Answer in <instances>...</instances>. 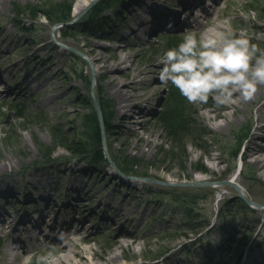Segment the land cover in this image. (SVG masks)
Segmentation results:
<instances>
[{
	"label": "rangeland",
	"instance_id": "obj_1",
	"mask_svg": "<svg viewBox=\"0 0 264 264\" xmlns=\"http://www.w3.org/2000/svg\"><path fill=\"white\" fill-rule=\"evenodd\" d=\"M79 1L6 0L0 5V76L4 80L0 82V164L9 161L14 164V168L0 173V181H7L10 193H14L0 199V211L8 213L0 215V219L11 222L15 219L17 223L27 219L37 206L33 198L44 195L50 209L59 210L72 201L71 212L65 217L58 214V219H65L64 226L75 233L80 231L76 237L82 240L83 248H92L89 255H95L94 251H112L119 256L114 264H246L248 259L252 260L248 264H264V214L259 216L261 211L246 208L232 186L221 184L239 172L249 198L264 206V176L244 155L259 119L256 112L259 104L249 112L244 107L238 108L235 118L231 117L226 125L222 119L210 120L203 116L211 106V95L206 103L189 102L185 97L196 133L185 152L172 150V142L159 117L173 85L160 81L159 57L169 48L170 39L182 40L187 28L172 33L161 27L153 32L154 16L142 5L138 6L136 0H106L114 9L97 19L92 14L103 9L105 3L90 0L74 17L73 8ZM50 2L52 10L71 5V37H62L60 27L52 26L44 17L33 18L39 9L48 10ZM170 3L177 5L176 0ZM217 3L218 6L208 7L206 12L201 8L196 11L192 6V20L196 19L195 15H202L198 19L201 24L195 30L210 26L207 15L214 12L212 19L217 14L221 20L227 18L237 33L243 30L245 34L247 29H253L247 23L248 16L264 20V0H218ZM165 5L159 4L160 12H167ZM16 11L25 14L18 16ZM139 14L147 21L143 28ZM243 25L246 26L239 27ZM3 28L8 31L3 32ZM118 34L124 35L127 41L121 42ZM262 34L260 41L250 40L264 51ZM56 41L66 43L83 57L73 58L71 54L75 53L62 49ZM94 54L104 57L114 68L102 69L106 62H96ZM121 55L128 56L127 63L121 61ZM5 61H8L6 65ZM16 63L20 64L19 68L7 70ZM153 66H157V72L151 80H138L135 90L130 92L137 95L132 102L146 113L136 109L133 121L123 120L116 114L119 97L110 80L113 77L125 80L138 74L142 79ZM20 73L31 74L35 85L44 84L53 100L49 102L46 94L27 88L22 79L15 77ZM153 85L157 89L150 92ZM101 90L113 107L111 132L104 123L102 137L107 161L95 163L88 154L77 155L63 147L54 151L50 161L45 160L41 152L50 145V127L58 124L69 141L78 142L82 117L95 109L94 100L99 102ZM149 97L152 98L149 100ZM263 102L264 97L260 104ZM34 115H40V119ZM218 123L224 127L218 128ZM247 127H251L250 135L235 159L232 155L238 145L235 134ZM36 140L41 146L37 147ZM262 146L264 132L258 134L253 144L258 149ZM126 156L139 163L133 172L140 176H127L109 163L112 158L122 162ZM198 168L205 172L197 171ZM196 176L201 179L196 187L166 185L194 182ZM179 194L191 195L194 203L175 204L173 209ZM94 195L104 199L106 207L96 200L88 202ZM121 208L131 212L128 222L119 216ZM201 223L207 226L203 228ZM19 228L12 231L9 224L5 226L0 237V264H35L37 257L47 252L53 253L52 264H55L66 243L62 240L63 233L53 229V235L45 238L49 228L42 224V233L35 230L32 239L30 236L18 244L28 245L29 249H16L13 255L11 242L22 235ZM33 238H37V244L32 246Z\"/></svg>",
	"mask_w": 264,
	"mask_h": 264
},
{
	"label": "bare ground",
	"instance_id": "obj_2",
	"mask_svg": "<svg viewBox=\"0 0 264 264\" xmlns=\"http://www.w3.org/2000/svg\"><path fill=\"white\" fill-rule=\"evenodd\" d=\"M89 1L90 0H81L74 6L73 8L74 17L78 15L82 7L85 4H87ZM176 1H177V5L170 3L171 0H136V3L138 6L142 5L143 9L149 11L150 14L154 16L155 18V25L153 27V32H154L157 30V28H161V27L168 28L169 30H178L184 18L187 21H190V19L192 18V15L190 14V10H191L190 7L193 6V4H197L199 7L204 4L203 0H192V1L191 0H176ZM4 2H6V0H0V5L4 4ZM164 3L167 4L164 7L167 8L168 10L167 12H162V11L160 12V10L158 9V6L159 4H164ZM201 9L204 12H206L205 6H202ZM181 12H183V16H184L183 19L177 16ZM214 14L215 12L211 15H208L207 25L211 26L218 21H222L221 19H219L218 14H217V18L215 16L212 19ZM138 16L141 19L140 26L141 28H143L147 24V21L144 18H142L140 14ZM247 23L251 24L253 26V29H247L245 32V35L249 37L250 39H252L253 41H260L263 36L262 33H264V20H261L259 17L253 18V17L248 16ZM244 26L246 25L239 26V27H244ZM2 31L3 32L8 31V28H3ZM133 34L136 36V29L134 28H133ZM118 35H119V40H122L121 42H125L124 40L127 41V38L124 37V35L123 36L121 34H118ZM63 44L69 47V45H67L66 43H63ZM46 47H47L46 45L41 47V50ZM61 48L64 50L68 49L63 46H61ZM94 55H95L94 58L96 62H106V64L103 65L102 69L111 71L114 68V66L108 63V60H105V58L102 57L101 55H97V54H94ZM8 59L11 60L12 55L11 57H8ZM120 59L123 63H127L128 56L121 55ZM8 61L3 62V64L6 65ZM19 67H20V64L16 63L14 65H9L7 67V70L12 71L13 69H16ZM156 67L155 66H153V68L150 67L148 71L143 74L145 76L142 79L139 78L140 74L138 75L135 74L136 76H132L129 79H125V80H118V78H114V77L110 80V83L112 84V89L115 90L116 95L119 97L118 110L116 114H119L123 120L133 121L134 120L133 113L137 112L136 109H139V113L141 114L146 113L145 109L143 108L140 109V107H138V105H136L135 102H132L137 95L131 94L130 92L135 90L136 88L135 84H137L138 80L140 81L151 80L153 73L157 72ZM129 68L130 67H128V69ZM15 77H19L20 79H22V82L27 84V88L33 89V90H39L42 93L46 94L48 97L47 101L51 102L53 100V98L49 96V90L44 84H37V85L34 84L35 80L32 79L31 74L20 73V74H16ZM1 81H4L2 79V76H0V82ZM155 89H157V87H155L154 85L151 86L150 92L154 91ZM263 97H264V84H260L258 85L255 94L252 96V98L248 100H244L242 96L240 95L239 91L234 92L232 99L225 104H217L214 101V99L211 98V101H210L211 106L209 107V110L207 112L203 113V116L209 118L210 120L222 119L223 122L226 123V125H229L230 123L229 119L231 117L235 118L236 114L238 113L237 111L238 108L244 107L242 109H246L249 112L252 106L259 104V106L256 109L257 115H259V119H258V122L256 123L255 132H253L250 136V140L247 144V150L244 153V155L251 160L253 167L257 171H261V173L264 176V146H262L259 149L253 147L254 140L257 138L258 134L264 132V118L262 117V114L264 111V102L260 104ZM151 98L152 97H149V100ZM217 127L223 128L224 126L223 124L218 123ZM12 168H14V164L12 161H9L7 163H2L0 164V173L3 171H6L7 169L9 170ZM75 168H77V166ZM193 180L194 182H198L201 179L199 176H196L193 178ZM228 181H232L238 184L240 188V192L246 198L251 199L252 205H255L256 207L258 204H260L254 198H249V196L247 195L246 189L243 186L242 182L240 181L239 172H236L233 175H231ZM30 183L31 184L34 183L32 179L30 180ZM74 188L75 186L72 187V190H74ZM10 189L11 188L7 186V181H0V199L6 198L7 193H10L11 191ZM10 194L14 195V193H10ZM95 200L99 201V203H101L102 205H105L106 207L107 202L104 199L98 197L97 195L91 196L88 199V202H94ZM35 201L39 203L40 206H37L33 210V212L30 214L31 217L27 218V220H22L20 223H17L16 222L17 220L15 219H13L11 222L10 220L4 221V218L3 220L1 218L0 237H2V234L5 231V226H7V224H9V228L12 229L13 231L14 229L16 230L17 227L19 226L21 227L22 224L27 225L28 222L34 221L35 220L34 216H38L40 219L43 220V224L51 228V231H53V229L61 230V232L63 233L62 240L66 241L65 246L61 250L62 253L57 257L55 264H114L118 262L120 257L117 256L112 251L107 252V253H96L94 251L95 255H89L90 254L89 251H91L92 248H83L80 243V241L82 240L76 237V234H79L80 231H76L78 233H75V231L72 228L63 226V224H60L58 222V214H66L69 211H71V207H70L72 205L71 202H68L69 205H67V207H63L59 210H56V208L50 209L48 205H46L47 204L46 196L44 195H42V197H40L37 200L35 199ZM246 208H249V207H246ZM85 211H83L82 214H85ZM259 211H261L259 216H262L264 214V210H259ZM0 215L2 217L4 215H8V213L5 211V212L0 213ZM119 216H122V218L128 222L131 217V212L124 211V209L121 208V213ZM5 219H8V217L7 218L5 217ZM39 227H40L39 225H35L33 227H23L22 230L19 228V232H22L23 235L30 237L33 233L34 228L38 229ZM62 240L60 239L59 241H62ZM19 243L22 244L23 240L19 239L18 237H16L13 240V242H11V252L13 255H14L13 253L14 250L22 248L21 245H18ZM25 250H28V248H25ZM250 262H252V260L248 259L246 264Z\"/></svg>",
	"mask_w": 264,
	"mask_h": 264
},
{
	"label": "clouds",
	"instance_id": "obj_3",
	"mask_svg": "<svg viewBox=\"0 0 264 264\" xmlns=\"http://www.w3.org/2000/svg\"><path fill=\"white\" fill-rule=\"evenodd\" d=\"M182 36L160 55L159 79L174 85L189 102L206 103L211 95L217 104H225L236 91L248 100L264 84V51L243 30L237 33L227 18ZM53 260L52 252L37 257L38 264Z\"/></svg>",
	"mask_w": 264,
	"mask_h": 264
},
{
	"label": "trees",
	"instance_id": "obj_4",
	"mask_svg": "<svg viewBox=\"0 0 264 264\" xmlns=\"http://www.w3.org/2000/svg\"><path fill=\"white\" fill-rule=\"evenodd\" d=\"M50 2L49 4H51ZM102 3H105V6L101 10H95L92 14V16L97 19L102 15L104 12L111 11L114 9V5L110 6V2L103 0ZM99 5V4H98ZM46 6V5H44ZM52 4L48 6V10H38V13H35L33 18L36 17H44L50 23L52 26L56 25H62L60 32L61 36L64 38L71 37L70 34H72V30L70 26H66V23H69L73 20L71 13V5L62 7L60 9L52 10ZM39 8V6H38ZM37 12V11H36ZM18 16L22 15L25 12L23 11H16L15 12ZM94 19V20H95ZM92 20V21H94ZM180 40L176 38H172L168 42V47H174L176 46ZM162 53V52H161ZM73 58H76L78 56L71 54ZM101 96L99 100V105L101 106L102 113H103V118L105 122V126H107L108 132L110 131V125L109 122L111 121V117L113 116V107L110 103V100H108V97L105 96L104 91H99ZM36 119H40V115H34L33 116ZM160 123L167 134V138L170 139L172 142L171 147L172 150H181L185 152L186 147L188 145L189 141L193 142V137H195L194 129L192 128V123L194 125V122L190 120L189 115L187 113L186 109V99L185 97L180 93V91L173 85L171 94L169 97V100L167 101L164 110L160 114ZM192 121V123H191ZM251 130V127H247L244 130H241V132L238 134L236 133V139L238 141V145L235 147L234 152L232 153L233 157L237 159L239 157V153L241 150V147L244 143V141L249 137V131ZM50 132H51V139H50V145L46 147L45 149H42V155L43 158L47 161L51 160V156L53 155L54 151L58 147H63L66 150L77 154V155H82V154H88L93 161L96 162H105L107 161L106 159V151L104 148V145L102 143V133L100 129V122L98 115L94 110H90L86 114L83 115L82 120H81V125H80V131H79V138L78 142L74 141H69L68 138L63 134V132L60 130L58 124L55 126L50 127ZM36 145L37 147L41 143L36 140ZM134 158H127L123 157L121 161H118L116 158H112V161L116 164L118 167L119 171L124 173L125 175H130V176H140L137 175L135 172H133L134 167H139L138 162H134ZM197 171L199 172H205L203 168H198ZM143 177H148L147 175H143ZM176 197V196H174ZM173 197V198H174ZM192 197L191 195H185V194H179L175 200H174V207L175 204L177 205H183V203L187 206V203H194L193 200L190 199ZM245 207H248L246 203L241 199L240 201ZM177 210V209H175ZM189 211V210H188ZM191 211V210H190ZM189 225V224H188ZM203 228L207 226V224H202ZM186 234H180V236H184ZM246 246V243L243 244V247ZM168 253V252H167ZM148 257H153V256H148ZM154 258V257H153ZM35 264H38L37 262Z\"/></svg>",
	"mask_w": 264,
	"mask_h": 264
},
{
	"label": "water",
	"instance_id": "obj_5",
	"mask_svg": "<svg viewBox=\"0 0 264 264\" xmlns=\"http://www.w3.org/2000/svg\"><path fill=\"white\" fill-rule=\"evenodd\" d=\"M71 24L72 23H69V24H66V25L68 26V25H71ZM71 50H73V49H71ZM94 79H95V76H94ZM96 107H97V113H98V117H99V121H100L102 136L104 138L105 128H104L103 115H102L101 108H100V106H99V104L97 102H96ZM151 181L157 182V181H154V180H151ZM221 184H223V185L224 184L225 185H231V186H234V187L238 188L232 181H224V182H221ZM166 185L174 186V187L187 188V187H196V186H199L200 184L196 183V182H168V183H166ZM238 190H240V189L238 188ZM245 201H246V203L250 204L249 200L245 199Z\"/></svg>",
	"mask_w": 264,
	"mask_h": 264
}]
</instances>
